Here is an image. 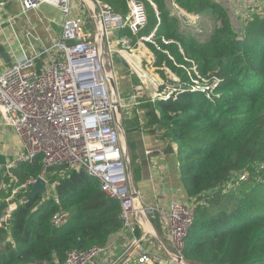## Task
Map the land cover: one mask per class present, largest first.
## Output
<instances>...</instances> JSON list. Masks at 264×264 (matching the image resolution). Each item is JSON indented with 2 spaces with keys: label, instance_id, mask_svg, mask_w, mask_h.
<instances>
[{
  "label": "trees",
  "instance_id": "obj_1",
  "mask_svg": "<svg viewBox=\"0 0 264 264\" xmlns=\"http://www.w3.org/2000/svg\"><path fill=\"white\" fill-rule=\"evenodd\" d=\"M107 1L121 12L128 10L126 0ZM140 1L146 24L137 32L120 28L119 34L127 35L131 46L156 28L153 41L144 40L155 64L163 74L171 69L185 84L151 106L156 129H167L176 142L180 180L195 204L184 258L190 264H264V13H253L238 29L218 0H176L189 12L214 20L213 31L203 36L181 29L167 0H152L156 7ZM42 62L38 59V66ZM42 165L37 157L33 164L11 166L17 181L1 174L0 216L12 187L37 176ZM245 172L253 175L248 187L239 194L225 192L226 184ZM49 176L69 212L67 224H53L57 205L52 196L29 199L30 187L21 189L9 228L0 225V264H55L71 250L106 244L122 229L119 201L90 173L67 169L58 178Z\"/></svg>",
  "mask_w": 264,
  "mask_h": 264
},
{
  "label": "built area",
  "instance_id": "obj_2",
  "mask_svg": "<svg viewBox=\"0 0 264 264\" xmlns=\"http://www.w3.org/2000/svg\"><path fill=\"white\" fill-rule=\"evenodd\" d=\"M7 1L0 0V7H5ZM18 1L24 10L34 9L42 2L52 3L60 8L63 22L60 36L50 45L31 53H13L10 63L0 69V111L21 140V151L5 165L6 172L17 181V176L10 171L11 166L19 162L33 164L37 157L43 163L37 176H30L12 187L6 197L7 207L0 216V225L9 228V219L19 203L15 199L17 193L28 186L31 188L38 176L46 180L47 194L43 198L52 196L57 205L52 215L53 224H67L69 212L55 194L56 180L49 174H56L58 178L67 169H84L99 182L104 192L119 201L121 230L131 229L135 219L142 222V215L151 210V217L165 216L170 244L160 245L163 254L146 250L142 243L147 238L146 230L140 236L134 235L122 252L110 255L109 259L106 256L115 247L114 234L106 244L82 251L71 250L63 261L55 264H167L168 261L189 264L184 258L185 236L194 220L195 204L181 200L170 201L167 207L159 200L152 205L143 203L141 190L131 172L130 153L123 140L121 110L124 102L117 84L114 87L111 80L114 78L116 83L118 79L111 45L119 43L129 47L118 51L122 56L131 55L128 51L134 49L129 37L120 35L118 29L127 27L137 32L145 25L144 3L126 0L128 10L121 12L107 0ZM238 1L246 7H258L264 2ZM172 5L176 15L188 25L193 28L199 25L198 14L187 13L174 0ZM155 30L137 40L139 53L140 42L153 41ZM143 56L146 55H134L133 59L137 62ZM40 58L43 62L38 66ZM176 78L175 82L179 80ZM179 85L174 84L164 97L175 94ZM133 103L137 105L139 101L131 96L130 104ZM64 163L68 168L47 170L48 166ZM3 186L4 182L0 181V188ZM135 198L139 199L137 205H134Z\"/></svg>",
  "mask_w": 264,
  "mask_h": 264
},
{
  "label": "crops",
  "instance_id": "obj_3",
  "mask_svg": "<svg viewBox=\"0 0 264 264\" xmlns=\"http://www.w3.org/2000/svg\"><path fill=\"white\" fill-rule=\"evenodd\" d=\"M227 2L229 4L226 7L233 9L236 16H239L237 21L240 26L253 13L258 11L264 13V2L258 7L243 6L238 0H229ZM62 22L63 18L60 8L52 3L42 2L34 9L24 10L18 0H8L5 7H0V43L5 46L9 56L5 59L0 55V65H3L6 61L10 63V55L13 53L19 55L22 53L20 52L21 50L31 53L34 49L39 50L44 46L50 45L53 39L60 36ZM240 26L236 25L235 27L239 29L241 28ZM14 138L17 139L14 142L16 150L13 153L0 151V156L5 155V157L11 156L15 158L21 151L19 136L0 111V141H8L7 139L14 141ZM147 146L145 145V150L151 151L145 156L149 181L147 179V182L137 184L141 190L143 203L152 205L159 200L162 205L167 207L170 201H191L180 180L178 160L175 152L176 142L170 140L168 130L156 129L155 135H147ZM4 164H0L1 168L5 167ZM4 172L6 170L4 171L3 169L0 176ZM152 213L153 211L148 210L147 213L142 215V222L135 219L131 229L120 230V232L115 234L112 237L115 247L112 253H109L106 257L110 259V255L122 252L134 235L140 236L146 230L148 231L147 238L142 242L145 249L163 254L160 245L170 244L167 221L165 216L159 215L156 222L155 217H151Z\"/></svg>",
  "mask_w": 264,
  "mask_h": 264
},
{
  "label": "rangeland",
  "instance_id": "obj_4",
  "mask_svg": "<svg viewBox=\"0 0 264 264\" xmlns=\"http://www.w3.org/2000/svg\"><path fill=\"white\" fill-rule=\"evenodd\" d=\"M177 6L184 9L189 14H198L199 15V25L196 28L190 26L186 23V21L180 17H178L179 27L181 29L187 30L189 28L202 32L201 34L204 36L205 34H210L214 28V20L210 17L208 18L206 14L202 15L203 12L199 13H191L182 6H180L176 0H174ZM225 6L229 4V0H218ZM168 5L173 13L174 7L172 5V0H167ZM228 9V8H227ZM228 13L231 17L233 25H239L237 21V17L233 9H228ZM176 14V13H175ZM235 25V26H236ZM241 27V26H240ZM241 29V28H239ZM113 34V33H111ZM136 45L139 44V41H135ZM132 48L134 50L128 51L131 53L129 57L127 55L122 56V54L118 51L120 48H124L128 50L129 47L123 46L119 43H114L111 45L113 52L112 58L113 62L116 65V72L118 75V79L116 80L117 90L121 101L124 102V107L121 110V119L122 125L124 129L123 140L127 151L130 153L131 157V172L133 175L134 182L136 184H141V182L149 181V172L148 167L146 165L145 156L148 155V152L145 150V145L147 146V135L152 136L155 135L156 126L155 121L153 120V116L151 115V106L153 101L156 98L164 97V94L171 92L173 83L175 82V78L179 77L169 68H166L165 74H163L161 70V66L155 64L154 53L151 48L144 42L141 41V52L136 49L138 47L134 46ZM20 52H23L22 50ZM18 52V53H20ZM134 52V53H133ZM127 54V53H126ZM141 60L137 62L134 61L133 56L143 55ZM12 55V54H11ZM10 55V56H11ZM128 57V60H127ZM7 61L4 64L0 65V68H3L5 65L7 66ZM9 64V63H8ZM176 78V79H177ZM182 84L180 79L177 81ZM176 83V82H175ZM133 94H137L133 95ZM131 96L135 97V100L139 101V104L134 105L130 104ZM162 130V129H160ZM125 137V139H124ZM8 141L1 142L0 151L3 153H13L15 148V141L17 139L14 138V141L7 139ZM3 155V154H1ZM13 157H5L0 156V164L9 163ZM4 164V166H5ZM6 170V167H2L1 170ZM0 170V173L2 172ZM258 170V168H257ZM240 177V178H239ZM238 180L228 182L226 184L225 192H231L235 194H239L241 189L244 187H248L249 182L253 178L250 173L247 172L243 175L239 176ZM244 179V180H243ZM145 184V183H144ZM42 199H39L41 201ZM8 238V237H7ZM35 264H49L46 262H40ZM167 264H176L175 262L168 261ZM190 264V263H189Z\"/></svg>",
  "mask_w": 264,
  "mask_h": 264
},
{
  "label": "water",
  "instance_id": "obj_5",
  "mask_svg": "<svg viewBox=\"0 0 264 264\" xmlns=\"http://www.w3.org/2000/svg\"><path fill=\"white\" fill-rule=\"evenodd\" d=\"M238 42H239V46H240L241 43H242V39H238ZM0 55L3 58H5V59L8 58V56H9L8 51L5 49V46L2 43H0ZM111 80H112V83H113L114 87H116V83H115L114 78H111ZM174 84L176 86L179 85V83H177V82L174 83ZM179 86L184 87L185 84L182 83ZM68 166L69 165L67 163L59 164V165H51V166L47 167V170L48 171H53V170H56V169L68 168ZM0 168H1V165H0ZM40 194L41 195H46L47 194V187H46V180L43 177L38 176L36 181L33 183V185L31 186V188H30V190L28 192V198L29 199H34ZM138 203H139V199L135 198L134 205H137Z\"/></svg>",
  "mask_w": 264,
  "mask_h": 264
}]
</instances>
